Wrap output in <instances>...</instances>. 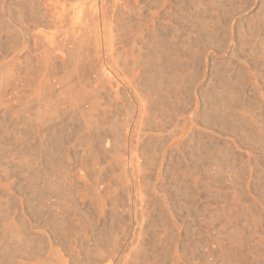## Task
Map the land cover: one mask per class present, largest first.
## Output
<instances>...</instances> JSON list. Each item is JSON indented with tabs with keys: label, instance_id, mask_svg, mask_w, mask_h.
<instances>
[{
	"label": "rangeland",
	"instance_id": "rangeland-1",
	"mask_svg": "<svg viewBox=\"0 0 264 264\" xmlns=\"http://www.w3.org/2000/svg\"><path fill=\"white\" fill-rule=\"evenodd\" d=\"M0 264H264V0H0Z\"/></svg>",
	"mask_w": 264,
	"mask_h": 264
}]
</instances>
